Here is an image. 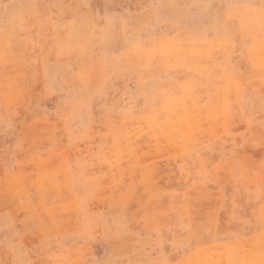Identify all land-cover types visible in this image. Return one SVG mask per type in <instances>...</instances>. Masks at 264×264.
<instances>
[{
    "label": "rangeland",
    "instance_id": "rangeland-1",
    "mask_svg": "<svg viewBox=\"0 0 264 264\" xmlns=\"http://www.w3.org/2000/svg\"><path fill=\"white\" fill-rule=\"evenodd\" d=\"M259 3L0 0V261L264 264Z\"/></svg>",
    "mask_w": 264,
    "mask_h": 264
},
{
    "label": "bare ground",
    "instance_id": "bare-ground-1",
    "mask_svg": "<svg viewBox=\"0 0 264 264\" xmlns=\"http://www.w3.org/2000/svg\"><path fill=\"white\" fill-rule=\"evenodd\" d=\"M244 8L246 9V7H243V10H244ZM248 8V7H247ZM236 9H239V8H236ZM241 10V9H240ZM235 13H236V11H234ZM242 14V13H241ZM240 14V15H241ZM234 15H236V14H234ZM228 17V16H227ZM231 18V17H230ZM168 49H172V50H175V48H174V46L173 45H170V46H168L167 47ZM184 48V47H183ZM182 48V49H183ZM176 50H178L177 49V47H176ZM198 51V50H197ZM199 52V51H198ZM180 53H182V52H180ZM179 53V54H180ZM180 58V57H179ZM256 59V58H255ZM259 59H260V57H259ZM264 59V58H263ZM238 61V60H237ZM263 62V61H262ZM237 65V64H236ZM224 93H225V96H224V98H223V103L222 104H220V105H216L213 101L212 102H210V103H208L205 107H199L201 110H199V115L198 116H202L203 114H202V112H204V110H206V111H209V110H211V112L209 113V115L207 116V117H205V118H203L202 120H205V121H212V122H217L218 120H219V118H221L223 115L225 116V110L226 109H229L230 107H226V105H228V103H229V91L228 90H226V91H223ZM230 105V104H229ZM228 105V106H229ZM226 108V109H225ZM164 110H165V114L167 115V119H168V121H173V124H175V121L178 123V126L176 127V130H175V134H177V133H179V132H181V131H184V130H188V132L190 133V134H192L194 131H195V129H196V127H194V126H192V124H191V122H192V119H191V117L193 116V111L194 110H191V109H189V108H183V107H180V106H171V105H167L165 108H164ZM227 112V111H226ZM230 115V114H229ZM175 118L174 120L172 119V118ZM226 118V117H225ZM184 120H186V121H184ZM223 121V120H222ZM220 122V121H219ZM213 123V124H214ZM223 123H225V122H223ZM222 124V123H221ZM210 125V124H209ZM217 125V124H216ZM220 125V124H219ZM215 126V125H214ZM173 127H174V125H173ZM217 127V126H216ZM210 128H211V126H210ZM210 130V129H209ZM241 245V244H240ZM254 253H257V252H254ZM213 254V253H212ZM219 254V253H218ZM221 255V254H220ZM205 256V255H204ZM204 256H202L203 257V259L205 258V261L206 262H208V263H210L209 261H211V260H213L212 258H211V255H209L208 257H204ZM216 256V255H215ZM222 256V255H221ZM199 257V256H198ZM214 257V256H213ZM219 257V255L217 256V258ZM200 259H201V256H200ZM202 259V260H203ZM222 259H223V257H222ZM201 261V260H200ZM219 261V260H218ZM218 261H216V262H218ZM221 261H223V260H221ZM262 262H264L263 260H262ZM214 263V262H213ZM200 264H201V262H200ZM203 264H204V262H203ZM211 264V263H210ZM220 264V263H219ZM222 264V263H221Z\"/></svg>",
    "mask_w": 264,
    "mask_h": 264
},
{
    "label": "snow or ice",
    "instance_id": "snow-or-ice-1",
    "mask_svg": "<svg viewBox=\"0 0 264 264\" xmlns=\"http://www.w3.org/2000/svg\"><path fill=\"white\" fill-rule=\"evenodd\" d=\"M207 6V5H205ZM4 10L6 15L9 14V9H14L16 7H20L17 5H3ZM258 7L260 8L261 12H264V0H260V3L258 5ZM262 199H264V195H262L261 197ZM177 246H187L186 242L183 240V238L180 239L179 243L177 244ZM0 264H5L4 261H0ZM9 264H51V261H42L39 259H29L27 257H17L14 261L9 262ZM97 264H122L121 261L119 260H110V259H104L101 260L99 262H97ZM129 264H131V262H129ZM135 264H169V262L166 259H152V260H143V261H136Z\"/></svg>",
    "mask_w": 264,
    "mask_h": 264
}]
</instances>
